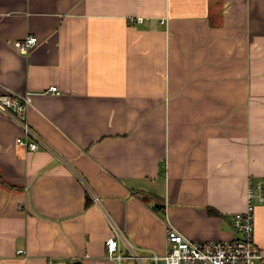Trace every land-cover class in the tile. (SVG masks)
Returning <instances> with one entry per match:
<instances>
[{
    "label": "crops",
    "instance_id": "0c3cea01",
    "mask_svg": "<svg viewBox=\"0 0 264 264\" xmlns=\"http://www.w3.org/2000/svg\"><path fill=\"white\" fill-rule=\"evenodd\" d=\"M10 92L54 151L0 103V264H118L114 227L159 253L169 226L230 239L264 176V0H0Z\"/></svg>",
    "mask_w": 264,
    "mask_h": 264
},
{
    "label": "built area",
    "instance_id": "2783aa9c",
    "mask_svg": "<svg viewBox=\"0 0 264 264\" xmlns=\"http://www.w3.org/2000/svg\"><path fill=\"white\" fill-rule=\"evenodd\" d=\"M141 20V17L132 21ZM39 42L35 34H28L13 41L20 52H28ZM59 92L56 85L49 89ZM0 103L7 113L17 121L25 136L17 142L29 149L40 146L54 149L27 122V109L31 103L29 93H6L0 96ZM246 205L232 217L235 235L230 239L194 240L187 238L173 226L167 229V250L159 253L153 249L135 246L121 229L114 227V233L105 239L106 256L118 264H264V247L257 246L254 239L255 208L264 204V176L248 178ZM123 244L127 247L123 249ZM24 249L20 248L19 253ZM129 261H133L129 263Z\"/></svg>",
    "mask_w": 264,
    "mask_h": 264
},
{
    "label": "water",
    "instance_id": "95a60500",
    "mask_svg": "<svg viewBox=\"0 0 264 264\" xmlns=\"http://www.w3.org/2000/svg\"><path fill=\"white\" fill-rule=\"evenodd\" d=\"M74 264H82L80 260H76Z\"/></svg>",
    "mask_w": 264,
    "mask_h": 264
}]
</instances>
